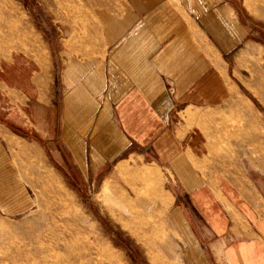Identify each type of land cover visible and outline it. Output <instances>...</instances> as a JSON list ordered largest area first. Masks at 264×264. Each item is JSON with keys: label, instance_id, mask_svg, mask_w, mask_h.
Here are the masks:
<instances>
[{"label": "crops", "instance_id": "crops-1", "mask_svg": "<svg viewBox=\"0 0 264 264\" xmlns=\"http://www.w3.org/2000/svg\"><path fill=\"white\" fill-rule=\"evenodd\" d=\"M84 9L69 19L82 27L68 29L56 84L42 44L44 58L0 56V214L31 212L51 168H95L103 182L133 173L167 212L180 264H264V171L203 157L198 126L238 103L236 77L245 85L243 74L264 71L248 53L241 2L89 0Z\"/></svg>", "mask_w": 264, "mask_h": 264}, {"label": "rangeland", "instance_id": "rangeland-1", "mask_svg": "<svg viewBox=\"0 0 264 264\" xmlns=\"http://www.w3.org/2000/svg\"><path fill=\"white\" fill-rule=\"evenodd\" d=\"M11 1L14 11L0 0V56L16 51L41 57L42 44L48 56L40 61L50 65L56 84L69 53L68 29L82 27L69 26V19L81 17L89 0ZM237 1L250 29V46L264 47V0ZM251 47V58L262 60L261 49ZM61 49L65 51L59 54ZM243 75L245 85L235 76L242 89L234 95L238 103L198 122L202 153L239 167L252 163L264 171V71ZM142 167L152 169L146 163ZM122 169L129 170L128 164ZM50 172L49 183L35 190L37 203L31 212L0 214V264H180L167 212L161 215L163 207L151 199L150 188L148 193L136 188L142 177L126 173L103 182L95 168L58 167Z\"/></svg>", "mask_w": 264, "mask_h": 264}]
</instances>
